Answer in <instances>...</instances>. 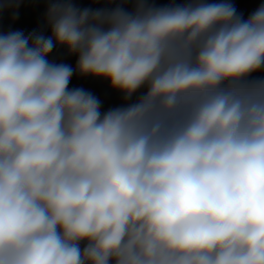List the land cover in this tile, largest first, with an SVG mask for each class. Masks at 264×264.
Wrapping results in <instances>:
<instances>
[{"label": "clouds", "instance_id": "obj_1", "mask_svg": "<svg viewBox=\"0 0 264 264\" xmlns=\"http://www.w3.org/2000/svg\"><path fill=\"white\" fill-rule=\"evenodd\" d=\"M44 2L0 32V264H264V2Z\"/></svg>", "mask_w": 264, "mask_h": 264}, {"label": "rangeland", "instance_id": "obj_2", "mask_svg": "<svg viewBox=\"0 0 264 264\" xmlns=\"http://www.w3.org/2000/svg\"><path fill=\"white\" fill-rule=\"evenodd\" d=\"M264 0H249L237 4L236 0H232V3L236 6L237 11L242 13L246 18L252 11H254L260 3ZM79 7L93 8L92 0H76ZM47 4L44 0H21V4L18 11V19L13 21L12 12L4 11L0 13V32H7L9 30H21L25 34L32 32L42 26V20L46 11ZM50 59L57 62H65L68 64H75V57L67 55L66 50L58 48L54 50ZM70 87H83L92 91L102 101L104 109L115 106L120 103V98L113 92H111L106 83L93 80L91 78H78L73 77Z\"/></svg>", "mask_w": 264, "mask_h": 264}, {"label": "trees", "instance_id": "obj_3", "mask_svg": "<svg viewBox=\"0 0 264 264\" xmlns=\"http://www.w3.org/2000/svg\"><path fill=\"white\" fill-rule=\"evenodd\" d=\"M245 1H249V0H236L237 4H240V3L245 2ZM167 2H168V0H157V3L161 4V5L165 4ZM101 6H102L101 4H94L93 3V8L101 7Z\"/></svg>", "mask_w": 264, "mask_h": 264}, {"label": "water", "instance_id": "obj_4", "mask_svg": "<svg viewBox=\"0 0 264 264\" xmlns=\"http://www.w3.org/2000/svg\"><path fill=\"white\" fill-rule=\"evenodd\" d=\"M103 109H104V106H103Z\"/></svg>", "mask_w": 264, "mask_h": 264}]
</instances>
